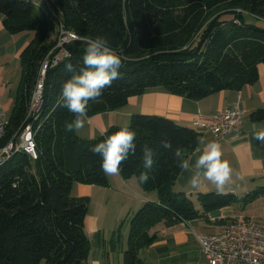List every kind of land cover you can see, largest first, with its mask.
I'll return each mask as SVG.
<instances>
[{
    "label": "trees",
    "instance_id": "obj_1",
    "mask_svg": "<svg viewBox=\"0 0 264 264\" xmlns=\"http://www.w3.org/2000/svg\"><path fill=\"white\" fill-rule=\"evenodd\" d=\"M58 10L62 12L58 18ZM4 29L10 34L32 32L20 54L21 79L7 131L0 145L24 123L40 64L55 44L61 21L80 37H105L122 59L121 78L89 101L88 117L112 111L128 98L153 86L191 99L226 89H240L258 79L264 64V0H0ZM69 56L46 70L41 120L34 136L37 159L15 152L0 164V264H85L90 242L84 228L87 197L71 195L73 183L107 186L101 156L90 148L121 127L137 133L136 153L121 165L120 176L136 178L143 168L142 148L156 153L149 180L140 184L154 191L128 218L121 264H147L139 255L157 238V225L172 226L209 214L232 203L231 194L197 196L200 208L174 189L182 168L174 150H195L203 133L155 115L133 114L129 124L111 126L103 134L83 139L65 129L75 117L58 106L62 86L83 67L85 45L68 46ZM264 120V108L250 113ZM162 139L172 149L160 147ZM264 194V188L255 194ZM218 221L217 223H224ZM114 237L111 241L114 248Z\"/></svg>",
    "mask_w": 264,
    "mask_h": 264
},
{
    "label": "crops",
    "instance_id": "obj_2",
    "mask_svg": "<svg viewBox=\"0 0 264 264\" xmlns=\"http://www.w3.org/2000/svg\"><path fill=\"white\" fill-rule=\"evenodd\" d=\"M33 37L32 32L20 34H10L2 24L0 15V103L5 112L13 109L15 98L21 79L20 54L24 47ZM258 79L247 84L240 89H226L213 93L202 99H191L180 94L172 93L160 86H153L145 89L139 94L128 98L122 107L87 117L83 129L74 131L83 139L94 138L103 134L111 126H122L129 123L133 114H146L164 117L175 123L193 128V122L198 115L209 118L215 112L225 108L237 109L239 114L235 126L222 138H215L210 133L203 134L205 143L215 141L221 145L223 152L222 159L228 160L233 169L232 180L226 185L224 194H231L235 198L232 203L237 204L243 200L246 202L259 198L257 191L264 188V144L254 139V133L264 130V120L254 122L250 119V113L264 108V64L257 65ZM14 92V93H13ZM8 94L7 103H3L1 98ZM13 94V96H11ZM197 148H204L200 144ZM197 148L185 156L190 161L191 170L182 169L176 180L174 189L182 191L189 196L200 208L197 196L201 193L216 192L215 186L201 176L198 188L192 185V178L195 174V160L200 153ZM108 185L101 191L97 185H87L73 183L71 193L76 188L77 195L74 197H87L93 191H101L104 195L112 192L125 198V203H129L130 209L135 212L144 202L155 201L157 195L154 191H144L137 178L130 176L122 178L107 175ZM93 195V194H92ZM73 196V195H72ZM103 197V198H104ZM102 200L104 201L105 199ZM220 213L209 214L210 219L223 217L225 219L255 217L241 214L238 216L229 214L223 207ZM261 221L264 216L257 217ZM91 218L86 216L84 228L92 229L94 239L98 235L101 240V225L98 216H92V227L89 225ZM202 219H194L187 222H180L172 226L157 225L151 231H156L158 238L150 246L140 250V257L147 264H208L200 251L196 234H205L202 229ZM100 223V224H99ZM209 227L213 232L221 229L223 223L208 220ZM211 232V233H213ZM103 249L102 260H95L96 264H111L108 252ZM123 247L120 251L122 255ZM104 256H107L106 259ZM119 258V257H118ZM85 264H88V259ZM121 264V263H120Z\"/></svg>",
    "mask_w": 264,
    "mask_h": 264
},
{
    "label": "clouds",
    "instance_id": "obj_3",
    "mask_svg": "<svg viewBox=\"0 0 264 264\" xmlns=\"http://www.w3.org/2000/svg\"><path fill=\"white\" fill-rule=\"evenodd\" d=\"M82 43L85 45L83 67L77 72L71 63L64 65L65 70L73 74L64 82L57 102L59 107L66 108L74 114L75 118L65 124L68 132L84 128L89 101H98L103 90L110 87L113 81L121 78L122 59L105 37H83ZM136 137L137 133L125 126L90 148L93 154L101 156V169L105 175H120L121 165L136 153ZM254 139L264 144V130L255 132ZM198 143L204 144V148L202 151L199 148L196 150L200 154L195 160L192 185L198 188L199 178L203 176L215 186L217 194H223L226 185L232 180L231 164L228 160L222 159L223 152L219 143L215 141L205 143L203 138H198ZM160 147L172 149V144L169 140L162 139ZM174 155L182 169L191 170L190 161L184 158L179 147L174 150ZM142 156L145 171L139 174L137 180L140 184H145L149 180L148 170L153 169L155 165L156 153L153 148L144 145Z\"/></svg>",
    "mask_w": 264,
    "mask_h": 264
},
{
    "label": "built area",
    "instance_id": "obj_4",
    "mask_svg": "<svg viewBox=\"0 0 264 264\" xmlns=\"http://www.w3.org/2000/svg\"><path fill=\"white\" fill-rule=\"evenodd\" d=\"M46 7L49 0H42ZM62 12L58 10V18ZM82 41L75 31L68 29L61 21L56 24L55 44L40 64L27 106L22 126L15 131L4 144L0 145V164L15 152L23 151L32 160L37 159L34 136L41 120L43 106V88L46 70L69 56L68 46ZM239 112L234 108H225L215 112L209 118L198 115L193 128L200 133H210L215 138L226 136L235 126ZM9 120L0 103V140L4 138ZM212 222L225 221L221 229L213 233L196 234L200 251L208 264H264V220L215 217Z\"/></svg>",
    "mask_w": 264,
    "mask_h": 264
},
{
    "label": "rangeland",
    "instance_id": "obj_5",
    "mask_svg": "<svg viewBox=\"0 0 264 264\" xmlns=\"http://www.w3.org/2000/svg\"><path fill=\"white\" fill-rule=\"evenodd\" d=\"M42 0H40L41 2ZM52 38H55L54 35ZM14 93V92H13ZM13 96V94L11 95ZM8 94L4 95L1 100L3 103H7L8 101ZM12 109L6 111V117L9 119L11 116ZM129 124V123H128ZM124 126V125H123ZM101 191L103 190L104 186H99ZM101 191H93L91 195H88L87 198V215L91 219L89 220V225L92 227V216H98L101 222V240L98 239V235H96L94 239V235H92V229L88 230L85 227V232L90 242V250L88 256V264H96L95 260H102L103 256V249L104 248L109 255L110 263L111 264H120L122 263V255L120 253L122 247L125 249L126 247V240L128 234V218L134 213L130 209L129 203H125V198L121 195L113 194L112 192H108L104 195L101 194ZM76 188H74L71 195H77ZM93 194V195H92ZM104 197V198H103ZM105 199L104 201L102 200ZM226 212L229 214H234L238 216L240 212L241 214L252 216V217H261L264 216V194L259 195V198L251 201L246 202L245 200L234 204L231 203L230 205L224 207ZM136 211V210H135ZM220 213V210H217L212 213V215ZM254 218V220H259V218ZM202 229L209 234L213 232V228L209 227L208 220L202 219ZM100 224V223H99ZM114 237L115 243L114 248H112L111 241ZM107 256H104L106 259ZM119 257V258H118ZM44 264V261L42 263Z\"/></svg>",
    "mask_w": 264,
    "mask_h": 264
}]
</instances>
